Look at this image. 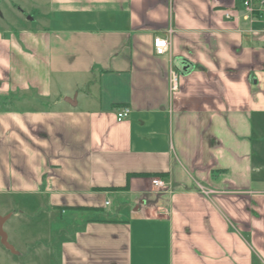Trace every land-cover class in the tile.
I'll return each instance as SVG.
<instances>
[{
    "label": "crops",
    "instance_id": "0c3cea01",
    "mask_svg": "<svg viewBox=\"0 0 264 264\" xmlns=\"http://www.w3.org/2000/svg\"><path fill=\"white\" fill-rule=\"evenodd\" d=\"M243 14L45 0L0 36V94L23 97L0 111V197L42 208L40 264H264V24Z\"/></svg>",
    "mask_w": 264,
    "mask_h": 264
},
{
    "label": "rangeland",
    "instance_id": "374dc122",
    "mask_svg": "<svg viewBox=\"0 0 264 264\" xmlns=\"http://www.w3.org/2000/svg\"><path fill=\"white\" fill-rule=\"evenodd\" d=\"M45 0H0V36H18L20 32L35 29L39 25V11ZM23 97H16L13 94H0V111H9L20 107L17 100ZM21 101V100H20ZM9 102V103H8ZM18 105V106H17ZM27 108V105L25 106ZM12 199L0 197V215L12 214L14 211L21 214L14 215L4 224V231L9 235L8 242L12 244L20 253L17 259L19 264H40L42 259L38 256V247L32 243L31 234L35 228L42 223L44 214L42 208L35 205L24 207L22 199H16L15 205ZM25 247H21V243ZM11 252H8L0 244V264H10L15 259ZM11 261V262H10ZM16 262V261H15Z\"/></svg>",
    "mask_w": 264,
    "mask_h": 264
},
{
    "label": "built area",
    "instance_id": "2783aa9c",
    "mask_svg": "<svg viewBox=\"0 0 264 264\" xmlns=\"http://www.w3.org/2000/svg\"><path fill=\"white\" fill-rule=\"evenodd\" d=\"M239 3L244 12L243 20L247 22H262L264 24V0H239ZM153 47L155 55L162 56L166 53L168 49V39L155 37L153 40ZM178 78L179 74L176 71H171L169 74V90L171 94L178 92ZM130 110L128 108L122 109L117 113V121L125 119ZM151 184L154 187L164 186V182L158 178L151 180Z\"/></svg>",
    "mask_w": 264,
    "mask_h": 264
},
{
    "label": "water",
    "instance_id": "95a60500",
    "mask_svg": "<svg viewBox=\"0 0 264 264\" xmlns=\"http://www.w3.org/2000/svg\"><path fill=\"white\" fill-rule=\"evenodd\" d=\"M64 102L68 103L71 106H75L76 97L64 98ZM9 217H10V214L0 216V244L9 252L15 253L14 248L8 243L6 232L3 230V225L9 219Z\"/></svg>",
    "mask_w": 264,
    "mask_h": 264
}]
</instances>
